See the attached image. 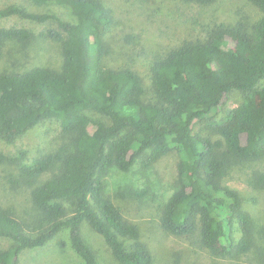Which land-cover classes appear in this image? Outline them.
<instances>
[{
    "label": "trees",
    "instance_id": "1",
    "mask_svg": "<svg viewBox=\"0 0 264 264\" xmlns=\"http://www.w3.org/2000/svg\"><path fill=\"white\" fill-rule=\"evenodd\" d=\"M27 1L59 6L72 21L15 4L0 8V19L53 22L57 29L41 37L58 43L63 59L58 70L0 72V140L13 144L54 120L67 144L31 162L24 152L20 157L0 152V166L17 168L40 214L38 230L29 232L0 205V238L11 241L0 249V264H17L24 251L44 247L60 233H67L82 264H96L82 237L84 224L103 238L119 264H153L137 226L108 196L106 178L112 170L149 169L166 157L175 158L176 175L174 191L160 205L163 231L176 237L198 232L201 246L215 258L250 255L257 242L253 218L224 178L236 162L264 160V0H247L262 14L252 26L220 24L204 40L186 42L155 61L149 67V101L138 73L109 65L107 39L114 23L100 0ZM32 38L24 28H0V61L9 43ZM232 92L242 95L238 106L207 123L206 135H194L196 123L210 120ZM147 193L134 195L141 199Z\"/></svg>",
    "mask_w": 264,
    "mask_h": 264
},
{
    "label": "rangeland",
    "instance_id": "2",
    "mask_svg": "<svg viewBox=\"0 0 264 264\" xmlns=\"http://www.w3.org/2000/svg\"><path fill=\"white\" fill-rule=\"evenodd\" d=\"M100 1L110 11L114 23L107 39L109 65L138 73L146 85V101L152 99L149 67L155 61L186 42L204 40L209 31L220 24L252 26L262 15L247 0H218L209 5L186 0ZM13 4L31 13L51 14L72 21L69 12L56 5L36 6L27 0H0V8ZM0 28H24L33 35L27 43L6 46L0 72L21 73L37 66L60 69L63 60L60 45L41 37V33L57 29L53 22L36 24L11 17L0 19ZM241 101L239 92L230 93L212 118L197 122L192 133L206 135L207 123L223 119ZM92 116L103 118L96 114ZM63 144H67V139L61 133L60 124L52 120L41 123L13 144L0 140V152L11 157H20L24 152L26 162H31L55 152ZM175 175V158L166 157L149 169L137 166L128 173L112 170L106 178L108 196L124 219L137 226L140 241L149 249L153 264H264V160L236 162L227 169L224 178L227 187L240 193L243 207L251 214L257 232L253 252L237 260L211 256L201 246L198 232L188 237H176L163 231L160 205L174 191ZM144 189L149 193L138 199L134 193ZM0 205L11 209L27 231L38 230L40 214L32 204L31 189L20 181L14 166H0ZM81 233L96 254V264H119L103 238L88 224L82 226ZM10 245V240L0 238V249ZM124 245L129 248L131 243L125 241ZM17 264H82V260L72 249L67 233H60L44 247L24 251Z\"/></svg>",
    "mask_w": 264,
    "mask_h": 264
}]
</instances>
